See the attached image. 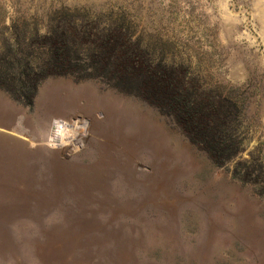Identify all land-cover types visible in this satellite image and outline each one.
<instances>
[{
  "label": "rangeland",
  "instance_id": "rangeland-1",
  "mask_svg": "<svg viewBox=\"0 0 264 264\" xmlns=\"http://www.w3.org/2000/svg\"><path fill=\"white\" fill-rule=\"evenodd\" d=\"M4 55L34 91L0 87V264H264V0H0ZM170 88L226 115L234 160Z\"/></svg>",
  "mask_w": 264,
  "mask_h": 264
},
{
  "label": "trees",
  "instance_id": "trees-1",
  "mask_svg": "<svg viewBox=\"0 0 264 264\" xmlns=\"http://www.w3.org/2000/svg\"><path fill=\"white\" fill-rule=\"evenodd\" d=\"M53 45L56 47L55 44ZM51 54L54 60H59L61 56L55 48ZM15 66L17 65L13 61L6 60L5 55L0 56V87L15 94L22 90L34 91V83L26 84L20 79H15ZM15 80L18 81L19 86L14 85ZM9 84L11 89H7L5 86ZM170 89L164 90L156 97L159 104L175 119L188 139L208 152L216 163L234 160L242 150L236 135L231 131L226 115L210 104H201L186 95H182L175 88ZM225 107L228 109V106ZM252 162L251 160H244L242 163L236 164L246 173L252 168Z\"/></svg>",
  "mask_w": 264,
  "mask_h": 264
},
{
  "label": "bare ground",
  "instance_id": "bare-ground-1",
  "mask_svg": "<svg viewBox=\"0 0 264 264\" xmlns=\"http://www.w3.org/2000/svg\"><path fill=\"white\" fill-rule=\"evenodd\" d=\"M63 127L64 126H61V127H55V129H54V132H53V134H52V140L54 141V142H59V140H57V138H58V135H59V132H60V130H63ZM65 130V129H64Z\"/></svg>",
  "mask_w": 264,
  "mask_h": 264
}]
</instances>
